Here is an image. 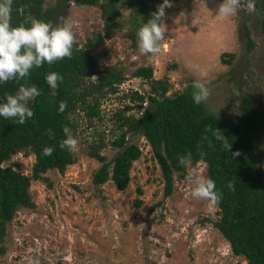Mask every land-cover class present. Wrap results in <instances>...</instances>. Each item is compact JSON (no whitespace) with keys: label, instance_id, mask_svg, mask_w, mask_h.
<instances>
[{"label":"rangeland","instance_id":"374dc122","mask_svg":"<svg viewBox=\"0 0 264 264\" xmlns=\"http://www.w3.org/2000/svg\"><path fill=\"white\" fill-rule=\"evenodd\" d=\"M65 2L66 8L61 0L50 6L60 10L59 19L51 21L53 27L75 21L76 47L103 36L105 27L97 6ZM144 3L143 8L138 0H120L119 15L111 22L108 37L92 54L103 68L119 70L123 79L113 85L114 90L105 87L98 94V116H89L83 109L70 114L79 149H68L74 162L62 173L50 169L40 179L29 181L27 191L34 208L17 207L5 224L0 264H28L33 258L46 264H246L242 256L232 255L227 241L212 226L218 218L217 207L209 210L207 200L191 195L194 180L181 179L173 172L172 191L162 195L158 164L140 134L125 135L126 143L139 147L140 156L131 163L123 190L110 180L100 185L91 182L99 163L86 155L87 145L101 137L105 146L100 152L110 161L118 150L110 144L119 133L115 114L138 117L147 106L145 101L137 108V102L129 99L134 91L148 90L144 79L131 76L137 67H150L153 78L165 80L168 95L184 90L191 80L205 83L210 91L207 107L229 124L240 114L244 94H250L256 109L264 111V11L259 0H254V12L247 11V2L241 3L230 18L218 15L223 0H170L172 6L165 8L162 18L167 26L165 40L156 55L139 51L137 32L144 18L135 9L153 14L163 0ZM45 6L46 0L42 10ZM181 13L184 18L177 23ZM132 17L136 23H131ZM244 27L254 44L250 51ZM223 52L232 53L229 64L220 62ZM254 146L256 167L264 177V126ZM33 161L29 151L15 152L1 166L30 175ZM189 174L206 178L205 163H190ZM134 198L142 200L141 205L134 207Z\"/></svg>","mask_w":264,"mask_h":264},{"label":"trees","instance_id":"16d2710c","mask_svg":"<svg viewBox=\"0 0 264 264\" xmlns=\"http://www.w3.org/2000/svg\"><path fill=\"white\" fill-rule=\"evenodd\" d=\"M80 5L97 6L100 10L105 33L88 39L82 47L73 45L71 58H64L49 65L31 69L23 79L9 80L0 83V104L6 102L7 95H15L21 86H36L40 95L28 101L27 106L34 113L25 123L16 122V118L6 119L0 116V243L5 233V224L15 214L17 207L34 208L28 194L29 181L38 180L46 170L55 169L62 173L65 167L74 162L68 148L59 144L66 138L63 128L71 129L74 135L75 125L70 114L83 109L89 116H98V94L105 87H111L123 79L119 70L103 68L92 52L98 47L103 37H108V28L119 15L120 0H61ZM130 2L131 0H127ZM146 0H138L145 6ZM222 1V0H218ZM264 11V0H259ZM45 0H13L11 24L28 26L29 17L51 24L52 19H59L60 10L47 7L42 10ZM247 0H241L246 3ZM142 8V9H143ZM135 9V8H134ZM136 11L147 23L151 13ZM132 17L131 23H136ZM247 38L246 49L250 51L253 42L248 38L249 31L244 27ZM224 56H227L225 59ZM232 53L223 52L219 60L229 64ZM49 72H57L63 80L57 88H51L46 82ZM131 76L142 78L148 90L141 94L133 92L129 99L136 101V107L147 103L138 117L117 113L119 133L110 144L118 148L110 161H107L100 150L105 146L101 137L97 142L87 145L85 153L95 159L99 166L91 176L93 185H100L110 180L117 190H123L129 181L131 163L140 156V149L135 144L126 143V133L140 134L150 147L153 158L158 164L163 181L162 195L168 196L173 187V172L185 179L186 167L178 158L191 153V162L201 160L205 163L206 178L215 182L216 191L221 194L217 207L218 218L212 226L220 233L229 245L234 256H242L246 264H264V179L256 167L254 138L264 126V111L254 106L250 94L240 98L241 112L236 120L229 124L225 119L211 111L205 102L196 105L192 99L195 91L192 84L179 92L166 94L168 85L163 79H155L151 68L141 66L131 72ZM96 78L97 82L86 79ZM97 93V95H95ZM67 103L61 113L60 102ZM125 109L131 106L125 105ZM211 127L221 131L228 139L230 150L222 147L206 129ZM51 130L52 135L48 134ZM211 142V146H210ZM45 147L54 148L50 156L43 155ZM29 151L34 156L30 175H25L10 166H1L15 152ZM239 155L233 156L234 152ZM231 185V187H230ZM140 193V190L137 189ZM142 200L134 198L133 206L141 205ZM3 249L0 247V254ZM40 264H46L40 262Z\"/></svg>","mask_w":264,"mask_h":264},{"label":"clouds","instance_id":"9594fccd","mask_svg":"<svg viewBox=\"0 0 264 264\" xmlns=\"http://www.w3.org/2000/svg\"><path fill=\"white\" fill-rule=\"evenodd\" d=\"M13 0H0V83H6L9 80L23 79L28 76L33 67H42L45 63L51 65L58 60L71 58L73 45L76 43V36L73 31L75 21H66L62 25L53 27L48 22L37 20L29 17L30 24H11ZM55 0H46L45 11L48 6H54ZM241 0H223L218 7V15L222 18H230L237 12ZM170 0H163L158 6L157 11L153 13L152 18L144 23L139 31L138 48L142 55H156L161 51V43L165 40L167 26L163 23L162 18L165 16V8L171 7ZM247 11H255L254 0H247ZM184 18L181 13L176 22ZM47 84L55 89L58 82L63 80L61 74L49 72L46 77ZM195 90L192 99L196 105L206 102L210 96V91L205 83L197 80L192 84ZM235 93V92H234ZM40 90L36 86H21L15 95H7L6 102L0 104V116L6 119L16 118V122L23 124L27 119L33 117L34 113L27 106L28 101L39 96ZM67 107L65 101L60 102L59 111L62 113ZM147 108V106H145ZM211 132L212 136L222 143V147L227 151L230 150L228 139L221 134L217 128L211 127L206 129ZM66 136L59 144L60 148L78 151V141L71 134V129L67 126L63 128ZM48 134L52 132L49 129ZM211 146V142H210ZM54 148L45 147L43 155L50 156ZM239 155L234 152L233 156ZM179 163L184 167H189L191 162V153L178 158ZM186 179L195 182L191 195L199 200H207L209 210H212L221 199V194L216 191L215 182L210 178L203 176L195 177L189 174ZM231 187V185H230ZM28 264H40L38 258L28 261Z\"/></svg>","mask_w":264,"mask_h":264},{"label":"flooded vegetation","instance_id":"af4514ba","mask_svg":"<svg viewBox=\"0 0 264 264\" xmlns=\"http://www.w3.org/2000/svg\"><path fill=\"white\" fill-rule=\"evenodd\" d=\"M260 172V171H259ZM262 175V174H261ZM262 178L264 179V177L262 176Z\"/></svg>","mask_w":264,"mask_h":264}]
</instances>
